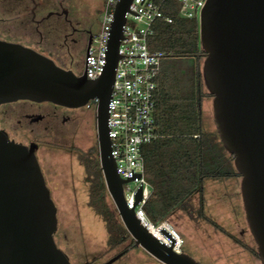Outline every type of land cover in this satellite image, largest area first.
Listing matches in <instances>:
<instances>
[{
    "label": "water",
    "instance_id": "water-1",
    "mask_svg": "<svg viewBox=\"0 0 264 264\" xmlns=\"http://www.w3.org/2000/svg\"><path fill=\"white\" fill-rule=\"evenodd\" d=\"M132 1L116 5L107 64L97 79L64 68L33 47L0 39V105L32 100L78 109L98 97L101 167L128 232L164 264H203L162 243L142 223L126 200L124 185L131 179L118 173L112 156L108 104ZM200 37L208 53L203 73L214 95L216 126L242 175L246 216L264 264V0H208L200 16ZM37 148L35 142L26 145L11 139L0 128V264H72L55 238L58 206ZM142 199L141 187L135 205Z\"/></svg>",
    "mask_w": 264,
    "mask_h": 264
},
{
    "label": "trees",
    "instance_id": "trees-1",
    "mask_svg": "<svg viewBox=\"0 0 264 264\" xmlns=\"http://www.w3.org/2000/svg\"><path fill=\"white\" fill-rule=\"evenodd\" d=\"M156 1L162 3L173 22L158 20L156 32L150 38L151 48L165 51L167 57L157 76L155 116L161 136L144 147L146 177L153 188L144 206L146 213L155 224L170 220L178 210L190 214L192 199L198 195L200 217L260 258L258 249L246 244L206 212L207 181L242 175L219 131L211 132L205 126L203 106L207 87L203 60L208 53L200 37V19L180 16L177 0ZM79 159L89 181V205L106 223L110 249L123 247L129 240L131 244L123 253L138 247L109 194L99 146L87 152L79 150Z\"/></svg>",
    "mask_w": 264,
    "mask_h": 264
},
{
    "label": "rangeland",
    "instance_id": "rangeland-1",
    "mask_svg": "<svg viewBox=\"0 0 264 264\" xmlns=\"http://www.w3.org/2000/svg\"><path fill=\"white\" fill-rule=\"evenodd\" d=\"M73 1L86 13L96 14L91 16L90 27L97 31L102 25L105 0ZM25 32L23 27L15 28L8 39L34 47V42L27 36L25 38ZM86 53L87 49H82L74 52L70 59V66L81 75L85 72ZM203 111L206 129L217 131L214 95L208 88ZM50 122L53 127L50 133L41 134L37 155L58 206L59 227L55 238L72 256L75 264H83L95 255L107 260L119 248H109L106 223L89 205V181L85 167L79 159V150L87 152L92 147L99 146L97 111L82 107L74 111L72 120L67 124L60 119L46 121L44 124ZM28 124V121L23 120V125L28 127ZM241 186L242 176L208 180L206 212L246 244L258 249L247 220ZM198 210L199 196L196 195L192 199L190 214L178 210L170 219L186 240L183 248L185 252L203 264H263L259 257L202 219ZM129 244L131 240L125 246ZM119 264L164 263L138 245Z\"/></svg>",
    "mask_w": 264,
    "mask_h": 264
},
{
    "label": "built area",
    "instance_id": "built-area-1",
    "mask_svg": "<svg viewBox=\"0 0 264 264\" xmlns=\"http://www.w3.org/2000/svg\"><path fill=\"white\" fill-rule=\"evenodd\" d=\"M120 0H105L102 25L92 37L85 57V74L90 79L99 78L106 67L108 45L115 20L116 5ZM179 14L185 18L198 17L208 0H177ZM164 20L173 22L162 3L156 0H133L120 41L115 82L108 104L109 136L112 141V156L117 162V171L125 179V196L130 208H135L142 223L167 246L183 252L186 240L170 220L160 224L148 217L145 204L153 188L146 177L145 145L160 138L156 123L157 76L162 69L167 53L152 49L150 38L155 34V23ZM98 97L85 106L96 109ZM143 199L135 205L140 188Z\"/></svg>",
    "mask_w": 264,
    "mask_h": 264
},
{
    "label": "flooded vegetation",
    "instance_id": "flooded-vegetation-1",
    "mask_svg": "<svg viewBox=\"0 0 264 264\" xmlns=\"http://www.w3.org/2000/svg\"><path fill=\"white\" fill-rule=\"evenodd\" d=\"M92 15L73 0H0V39L10 41L8 38L12 30L23 27L26 29L25 38L29 37L35 44L33 48L54 59L58 65L73 69L70 59L74 52L88 49L95 33L90 27ZM75 110L50 101L9 102L0 105V128L17 142L26 145L37 143L38 153L41 134L50 133L53 127L51 122H44L60 119L67 124L72 120ZM23 120L29 122L28 127L23 125ZM56 241L75 264L68 251L59 245L57 238ZM125 245L107 260L95 255L83 264H119L130 252L123 253L127 247Z\"/></svg>",
    "mask_w": 264,
    "mask_h": 264
},
{
    "label": "crops",
    "instance_id": "crops-1",
    "mask_svg": "<svg viewBox=\"0 0 264 264\" xmlns=\"http://www.w3.org/2000/svg\"><path fill=\"white\" fill-rule=\"evenodd\" d=\"M99 29H100V28H99ZM99 29H98V30H99ZM98 30H97V31H98ZM95 32H96V31H95Z\"/></svg>",
    "mask_w": 264,
    "mask_h": 264
}]
</instances>
